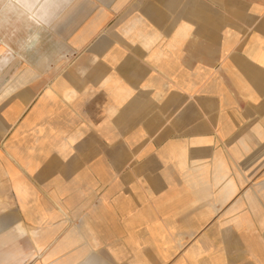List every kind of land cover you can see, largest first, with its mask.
Masks as SVG:
<instances>
[{
	"label": "rangeland",
	"instance_id": "rangeland-1",
	"mask_svg": "<svg viewBox=\"0 0 264 264\" xmlns=\"http://www.w3.org/2000/svg\"><path fill=\"white\" fill-rule=\"evenodd\" d=\"M51 1L58 6L57 12L60 18L55 20L54 26L49 30L50 38L42 49H49L48 43L51 45L57 42L60 49L58 56L53 59L40 52L38 53L40 61L37 64H28L10 55V63L5 64L4 58L0 63V108L5 105L7 89H10L9 93L11 94L27 89L24 88L27 86L22 84L11 86L14 77H24L25 79L27 77L30 80V85L35 88L29 100L14 97L1 111L3 128L0 129V162L14 165L19 172L13 179H24L26 184L21 189H17L14 186L15 182H8L4 172L3 175H0V178L3 177L0 180V188L5 186L4 189H0V231L27 241H37L44 234L43 239L51 238L46 250L35 256L30 264L43 263L47 257L51 258L49 263H54L59 260L58 258L71 256L74 253H76L78 264H84L81 259L87 254L90 255L91 260L85 264H162L157 260L159 257L157 254L160 252L155 251L156 247L151 244L150 224H147L146 221H135L140 214L134 215L133 207L129 212L117 213L114 217L106 214L105 210L106 208L110 210L114 199L117 200L114 196L121 194L130 199L129 195L134 194L138 187L144 189L146 179H149V182H155L158 175L151 174L150 166L164 157L169 159L167 157H172L171 155L174 153V147L169 149V145H154L153 141L156 138L153 137V141L150 139L151 128H156V117L153 118L152 124L149 123L150 114H155L153 111L160 102H142L141 112H137L136 116L133 112L135 104L141 105L133 100V95L150 92L149 84L139 85L141 79L144 78L143 72L149 73L148 70L144 71V67L150 69V63L155 61L156 57L160 60L171 59L173 64L175 62L176 65H180L179 58L173 56L179 52L181 47L187 46V39L167 37L165 34L175 30L172 27L173 23L181 13L215 16L216 7L199 5L197 0H185L188 4L184 6L180 4V0L175 8L165 5V0ZM85 2L89 6H86ZM52 8L47 12L49 22L56 12L54 7ZM151 9H154L155 13L151 12ZM2 15L0 13V16ZM156 15L161 16L159 22L152 21ZM192 18L193 16L186 17V19ZM135 20L138 22L136 27L134 24H130ZM156 26L159 28L158 30H162L159 32L164 36H156ZM195 27L197 29V26ZM125 29L126 31H135L126 33ZM139 29L147 31L152 29L155 32L152 43L146 45L143 43L144 37L135 36ZM188 29L193 30V27L189 25ZM133 35L134 37H129ZM1 44L0 49H3L8 56L7 45ZM186 50H188L187 47ZM86 64L88 66L83 70ZM23 66L26 72H21ZM95 69V73L102 74L100 81H94L91 78ZM212 73L217 75L215 69ZM67 77H74L80 82L78 95H76L78 99L72 104L64 101L59 94L56 98L54 92L56 85L66 80ZM203 81L204 85H170L157 87L155 91L161 89L190 94L191 99L188 102L190 109L198 104L202 110L208 111L211 117L216 118L217 85L214 83L215 80L209 81L208 77ZM115 85L127 89V96L124 98L112 96L110 88ZM11 88H13L12 91ZM59 89L67 99L73 94V91L68 90L64 85H60ZM214 92L216 93L214 94ZM29 93V91L24 92L22 95L27 97ZM197 98H201V101L194 100ZM102 99L105 101L102 102ZM90 104L94 106L93 118L91 116L85 118L80 115L81 111ZM261 104L263 103H259V101L248 100L245 110L254 109ZM194 109L196 110L197 106L192 110L194 111ZM71 113L75 129L64 140L62 151L70 152L71 145H75L79 141L88 140L92 141L93 145H101V142L109 140L111 161L110 191L109 193L103 192L106 194L105 198H103L100 188L96 190L93 197L81 199V203L70 212L68 211L69 205L63 207L58 202V200L66 199L51 197L53 198L51 199L52 204L50 198L42 196L53 194V192L39 191L37 176L33 177L23 172L21 161L28 162L32 157L34 161L39 160L41 163L42 160V164L46 165L48 163H45V160L46 162L48 160L56 162V156L60 158L61 155L58 152L60 147L51 143L58 135L56 127L52 123L56 120L62 123L68 122L72 118ZM128 113L131 114L129 118H127ZM238 115H240L238 121L241 122L237 134L238 139L235 136V138L217 145H247L239 139L242 133L250 145H264L262 141L264 120L260 117H243V112L239 109ZM157 119L158 123L166 120L164 117ZM171 122H166L167 124L162 126V134H165L169 127H173ZM62 130H59L60 134L63 133ZM135 133L138 134L135 136ZM168 135L171 136V133L168 132ZM258 136L262 142H259ZM45 144L51 152L50 159H41L39 156V147ZM23 154L24 158H22ZM101 154V151L95 147V160ZM179 156L184 155L181 153ZM159 168L162 167L158 166ZM57 174L56 176L59 177V173ZM262 179L261 177L255 182V189L264 183L261 182ZM149 182L146 181V183ZM240 184L237 182L238 186ZM262 193L261 188L256 192L254 201L257 200L258 205H261L260 197L262 196L260 195ZM39 194L42 195L39 196ZM108 194L109 197H107ZM146 203L148 201L145 198L138 199L137 208L134 210L139 211ZM253 203L256 204V202ZM41 206L50 211L38 213V209H42ZM117 206L121 210L126 208L125 205H118V203ZM95 217L102 220L103 230L97 227L100 222H89L91 218ZM168 226L169 229L164 231V235L175 238L174 242H183L182 234L188 229L174 228L173 225L170 228L171 224ZM197 236L198 234L193 238V241H198ZM65 238L68 239L65 244L71 246V249L61 254L62 256L60 254L51 256L50 252ZM178 248L179 246H174L175 250ZM101 253L105 255L108 263L102 261L101 258L96 260V257H93L95 254L102 257ZM204 257L203 253L201 257H190L187 254L185 258L181 259L182 261L175 264H206ZM211 263L216 264L217 260L211 261Z\"/></svg>",
	"mask_w": 264,
	"mask_h": 264
},
{
	"label": "crops",
	"instance_id": "crops-1",
	"mask_svg": "<svg viewBox=\"0 0 264 264\" xmlns=\"http://www.w3.org/2000/svg\"><path fill=\"white\" fill-rule=\"evenodd\" d=\"M179 1L164 2L169 8H175ZM197 2L203 6H215L216 15L196 16V13L184 12L178 15L177 19L175 16L176 20L172 26L175 30L166 33L165 36L187 39V46L181 47L173 56L179 58L181 64L176 65L171 59L160 60L156 57L155 61H151L150 69L144 67V71L148 70L149 73L143 72L144 78L139 83L149 84L150 92L133 95V100L141 103L134 105L135 116L137 112H141L142 102H160L153 111L155 114H150L149 123L152 124L153 118L156 117V128H151L149 135L151 141L153 137L156 138L153 141L154 145H169V149L174 147V153L171 155L173 158L164 157L151 165L149 170L151 174H157L158 179L155 182L146 179L144 189L138 187L134 194L129 195L132 201L126 195L114 196L117 200L114 199L110 210L106 208L105 213L114 217L117 213L129 212L133 207L134 215L140 214L135 221H146L150 224L151 244L156 247L155 251L160 252L157 254L158 259H155L162 264H175L182 261L187 254L190 257H201L202 253L206 264H212L211 261L216 260V264H264V183L255 189L257 180L262 177L261 182H264V145H250L243 133L239 139L247 145H217L235 136L238 139L241 123L238 121L240 117L238 109L243 112V117H260L264 120V0H197ZM85 3L89 6L87 2ZM180 4L184 6L188 3L181 0ZM151 12L155 13L154 9H151ZM187 16L193 18L186 19ZM160 17L156 15L152 21H158ZM137 23L135 20L130 24L136 27ZM189 25L193 30L188 29ZM158 29L156 26V36H164L159 32L162 30ZM155 32L152 29L148 31L139 29L135 36L144 37L143 43L149 45ZM191 55L193 56L190 57ZM87 66L88 64L82 66L83 70ZM214 69L217 75L212 73ZM23 71L26 72L24 66L21 69V72ZM95 71L96 69L91 78L100 81L102 74ZM206 77L209 81L215 80L214 83L217 85L216 118L211 117L209 112L202 110L198 104L190 109L188 106L190 94L161 89L155 91L157 87L170 85H204L203 80ZM18 84L26 85L24 88L27 89L12 94L9 93L10 89L6 90L5 105L0 108V129L3 128L1 111L6 105L14 97L29 100L34 93L35 88L30 85L27 77L26 79L14 77L11 86ZM79 84L74 77H67L56 85L55 97L58 98L59 94L64 101L75 103L78 99L76 95ZM60 85L73 91L69 99L59 89ZM28 91L30 93L27 97L22 95ZM110 91L116 98H124L128 94V90L120 85L111 87ZM194 100L201 101V98ZM248 100L263 104L257 107L256 104V108L245 110ZM104 101L105 99H102V102ZM196 106L197 109L193 111ZM93 113L94 106L90 104L80 115L93 118ZM127 116L124 115L129 118L131 114L128 113ZM158 117L166 118L165 122L158 123ZM170 121L173 127H169L168 131L162 134V126ZM52 124L56 127L58 135L51 143L60 147L58 151L60 158L56 156V162L45 160V163H48L46 165L42 164V160L40 163L39 160L34 161L30 157L31 160L28 162L21 161L24 168L22 171L33 177L37 176L39 191L53 192L39 196L48 197L50 201L53 198L66 199L58 202L63 207L69 205L68 211L71 212L81 203V199L93 197L96 190L101 188L102 193L104 191L109 193L110 143L108 140L101 142V145H93L92 141H79L71 145L70 152H63L64 140L75 129L74 118L65 123L56 120ZM60 129H63L62 134L59 132ZM257 139L259 140V136ZM262 139L264 143V136ZM95 147L102 153L96 160ZM39 152L41 159H50L51 152L46 144L39 147ZM181 153L184 156H179ZM158 166L162 168L158 169ZM164 166L166 168H163ZM3 172L8 182L16 183L15 188L21 189L26 184L24 179H13L19 172L14 165L0 162V175H3ZM57 173L59 177L56 176ZM237 182L241 184L238 186ZM4 188L5 186H2L0 189ZM260 188L263 193L260 195L261 205H258L259 202L254 199ZM105 196L103 193V198ZM143 198L148 203L136 212L134 208H137V201ZM117 203L125 205L126 208L121 210ZM41 208L38 209V213L50 211L46 207ZM54 208L56 209L55 206ZM89 222H100L98 229H104L101 219L95 217ZM168 224H171L170 228L173 225L174 228L188 229L182 234L183 242H174L175 238L164 235V231L169 229ZM197 234L198 241H193ZM50 240L51 238H39L34 242H37L43 252L50 244ZM174 246L179 248L175 250ZM93 257H96V260L101 258L104 262L108 261L104 254L102 257L98 254ZM84 258L87 261L91 260L89 254Z\"/></svg>",
	"mask_w": 264,
	"mask_h": 264
},
{
	"label": "bare ground",
	"instance_id": "bare-ground-1",
	"mask_svg": "<svg viewBox=\"0 0 264 264\" xmlns=\"http://www.w3.org/2000/svg\"><path fill=\"white\" fill-rule=\"evenodd\" d=\"M52 7H54L56 12H54V17L49 22L47 18V12L50 9H53ZM57 9L58 6H56L51 0H43L36 9V18L41 21L46 20L48 22L47 26H38L37 24L26 20H12L10 22H6L5 17L3 15L0 16V43L4 44L5 46L7 45L8 48V56H4L5 64L11 62L10 55H12L13 58L17 57V59H21L28 64H37V62L40 61L38 58V53L40 52L53 59L58 56L60 49L57 42L51 45L48 43L47 46H50L49 49H42L43 45L50 38L49 30H51L52 26H54L55 20L60 18ZM34 33H38L40 39L33 47L28 48V39ZM44 236L45 234L41 236L40 239H43ZM65 240H67V238H65ZM65 240L59 243L56 248L50 252L51 256L59 254L61 255L71 249V246L65 244ZM39 253H42V251L39 248L37 242L27 241L13 234L0 231V264H30V261ZM84 257L82 258V262H85L86 260ZM58 259L59 260L55 261L54 263H49L51 258L47 257L44 259L43 263L40 264H78V259H76L75 254L71 256H64Z\"/></svg>",
	"mask_w": 264,
	"mask_h": 264
},
{
	"label": "clouds",
	"instance_id": "clouds-1",
	"mask_svg": "<svg viewBox=\"0 0 264 264\" xmlns=\"http://www.w3.org/2000/svg\"><path fill=\"white\" fill-rule=\"evenodd\" d=\"M42 0H0V13L5 17L6 22L12 20L16 21H30L32 23L47 26L48 22L38 20L35 16L36 9ZM40 37L38 33H34L29 37L27 47L31 48L38 43ZM6 55L3 49H0V63Z\"/></svg>",
	"mask_w": 264,
	"mask_h": 264
}]
</instances>
